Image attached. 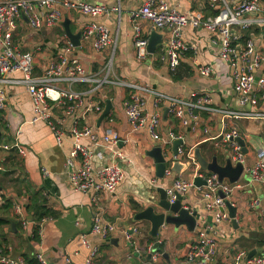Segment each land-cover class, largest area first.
<instances>
[{"label":"crops","instance_id":"obj_1","mask_svg":"<svg viewBox=\"0 0 264 264\" xmlns=\"http://www.w3.org/2000/svg\"><path fill=\"white\" fill-rule=\"evenodd\" d=\"M85 1L103 3L109 9L117 7L118 10H109L96 17L83 15L76 9L66 10L57 25L38 29L31 28L24 15L17 20L12 35L13 44L18 52L32 54L36 73H42L51 62L57 61L69 42L68 58H77L87 73L102 76L105 63L114 52L111 64L113 77L145 84L153 90L186 100H189L192 92L208 94L212 98L209 107L213 110L198 109L201 123L196 127L184 126L169 111V104L162 102L159 105L161 120L157 130L160 138L154 139L147 126L149 117L141 128L134 130L131 127L122 107L127 91L116 84H109L87 95L83 104L71 114L65 113L64 106L52 107V119L62 130L61 139L57 141L46 121H32L33 100L25 84H3L6 105L0 109V256L20 258L23 264H39L34 258L36 254H41L46 264H86L89 250L82 242L85 236L98 248L95 264H185L188 248L198 239L200 232L208 233L217 240L213 264H228L238 248L264 253V242H261L264 241V178L253 179L249 173L260 154L264 174V118L226 117L221 111L264 112V102L258 101L257 105L252 106L239 103L230 70L218 58V33L203 26H184L181 40L188 46H194L195 51L184 54L179 65L171 70L160 59L161 47L170 38V30L151 29L138 16H131L141 0ZM165 1L189 18L204 20L217 14L216 5L211 6L208 0ZM240 1L227 0L230 5ZM255 16L259 15H246L249 19ZM92 20L106 26L115 41L114 45L96 51L92 39L83 38L82 27ZM136 25L147 38V44L152 33L160 37L153 53L146 49L143 56H137L132 42ZM231 31L236 39L233 45L237 51L242 50L247 39H253L256 50L263 57L255 76L262 75L264 34L260 25L252 23L247 29L234 26ZM200 65L210 66L212 73L209 76L199 74ZM7 77L20 80L23 74L17 71ZM89 87L88 83L74 86L76 90H87ZM154 103L152 95L144 94L147 114L156 112ZM87 107L90 109L84 111ZM74 122L80 129L88 126L98 137L97 142L89 136L79 138L81 144L92 150V165L95 168L112 160L110 152L102 146L103 132L111 128L119 135L118 147L124 159L117 162L123 171V178L112 193H100L97 204L91 201L88 192L73 190L68 180L71 170L79 165V159L70 157L73 145L71 126ZM203 128H207L209 133L204 134ZM232 128L240 136L246 159L235 181L230 182L226 176L222 179L232 186L237 185L229 197L236 208L235 221L230 219L213 224L212 212L204 206L202 186L181 195L182 205L199 214L194 230H188L185 225L176 227L162 224L155 238L149 235L150 223L135 220L134 215L149 206H153L156 213H170L156 205L159 200L156 188L161 186L166 189L175 178L193 179L194 166L187 154L194 157L205 173L211 172L209 167L213 164L226 166L228 149L218 135ZM167 131H173L177 136L170 143L165 141ZM14 141L25 150L24 155L15 148L1 147L3 144L12 146ZM174 143L176 154L173 153ZM155 148L161 149L165 159L162 178L156 176ZM178 148H182L185 154H177ZM97 151L103 153L101 158L94 156ZM69 158L73 159L75 166L69 165ZM8 202L10 208L3 209L2 206ZM40 204L52 212L45 217L41 234L38 233L37 222L33 220L35 205ZM93 218L113 224V232L107 238L92 234ZM9 220L14 222L13 230ZM132 226L139 229L133 236L137 251L123 235V231ZM208 226L211 230L207 229Z\"/></svg>","mask_w":264,"mask_h":264},{"label":"built area","instance_id":"obj_2","mask_svg":"<svg viewBox=\"0 0 264 264\" xmlns=\"http://www.w3.org/2000/svg\"><path fill=\"white\" fill-rule=\"evenodd\" d=\"M208 1L211 6L216 5L217 14L204 20L185 16L171 7L165 0H141L140 6L131 13V16H138L139 19L147 22L151 29L168 28L170 30V38L161 47L160 59L164 60L171 70H174L179 65L184 54L195 51L194 46H188L181 40V29L184 26H203L210 31L217 32L219 35L218 58L224 61L230 70L233 88L239 95V103L252 106L257 105L258 101L264 102V73L260 76H255V71L262 65L263 57L256 50L252 38L245 41L241 51H237L233 45L236 39L231 31L234 26L247 29L254 23L260 25L264 34V2L261 0H241L230 5L227 0ZM72 9H76L81 14L89 17L99 16L109 10H118L117 7L109 9L103 3H89L85 0H0V40L2 44L0 51V109H3L6 105V94L3 84L8 82L25 84L33 100L34 114L32 121L39 119L46 121L50 125L57 141L61 139L62 130L58 128L56 122L52 119V107L64 106L65 113L67 115L71 114L73 110L83 104V99L87 98V95L109 84H116L127 91L122 107L131 127L134 130L141 128V126L145 125L147 117H149L147 126L154 139L160 138L157 130L161 120L159 105L162 102L166 101L169 104V111L184 126L195 125L194 127H196L201 123L198 109L213 110V108L209 107L212 104V98L208 94L199 95L196 92H192L189 95V100H186L180 96H172L153 90L145 84L113 77L111 64L114 52L111 53L105 63L102 76L87 73L77 58H68L67 52L71 48L69 42L58 55L57 61L51 62L42 73H36L32 54L18 52L13 44L12 35L16 29L17 20L21 15H24L31 28L52 27L60 22L66 10ZM247 14H257L259 16L249 19L246 17ZM81 34L84 39H92V46L96 51H101L109 45L115 44L106 26L93 20L83 25ZM132 39L137 56H143L146 51L147 38L143 36L137 25L133 28ZM17 71L22 72V79L7 77V75ZM198 71L203 76H209L212 73V68L208 65H200ZM80 83H88L90 87L87 90H76L74 86ZM144 94L153 96L156 112L152 114L145 112ZM94 107L99 109L98 106ZM89 109L87 107L84 111ZM221 111L224 112L226 117L264 118V112ZM202 131L204 134L209 133L207 128H203ZM71 134L73 136V145L70 157L79 159V165L69 173V183L75 191L88 192L91 201L97 204L100 193H112L123 178V171L117 162V160L124 159V154L118 147L119 135L111 128L103 132L101 136L102 146L110 152L112 160L95 168L92 165V150L81 144L79 138L81 136H89L94 142H97V135L88 126H84L81 129L78 128L75 122L71 126ZM165 135L167 143L177 137L173 131H167ZM218 136H220L228 149L231 163L233 165L239 163L244 166L246 159L242 146L238 141L240 137L238 132L232 128ZM215 137L213 136L212 138ZM1 147L4 149L15 148L19 154H25V150L17 141H14L12 146L3 144ZM177 154L183 155L185 152L182 148H178ZM102 155L101 151L94 153V156L98 158H101ZM187 155L194 166L193 179L175 178L171 185L165 189L167 201L172 204L176 201L178 195L186 194L192 189H199L203 186L202 197L204 198V206L208 211L212 212L213 224L230 220L226 202L229 201V197L237 185L232 186L219 181L216 173H205L199 168V164L194 157ZM258 156V161L249 170L251 177L256 180L264 178L260 154ZM71 158H69V165L75 166ZM194 178L201 179L203 184L195 185ZM45 221L46 218L43 217L36 224L40 234ZM207 229L211 230V227L208 226ZM113 230V224L101 221L99 218H93L92 234L107 238ZM138 232L137 226H132L128 230L123 231L124 239L133 246L135 251H137V247L133 236ZM82 242L89 250L85 263L95 264V257L98 252L97 246L92 245L85 236L82 237ZM217 247V240L213 236L200 232L198 239L188 248L185 255V264H213ZM147 249L150 250V246ZM247 254L246 250L238 248L228 264H264L263 252H257L250 258H247ZM34 258L39 264H46V260L41 254H36ZM0 264H23V260L11 258L9 255H1Z\"/></svg>","mask_w":264,"mask_h":264},{"label":"water","instance_id":"obj_3","mask_svg":"<svg viewBox=\"0 0 264 264\" xmlns=\"http://www.w3.org/2000/svg\"><path fill=\"white\" fill-rule=\"evenodd\" d=\"M264 2V0H261ZM66 27V26H65ZM66 30L68 31V28L66 27ZM160 40V37L156 35L155 33L151 34V37L149 38L148 44H147V51L149 53H153L155 50V43ZM239 143L242 145L241 139L238 138ZM173 153L176 154V143H174ZM243 150V148H242ZM154 154V160H155V168H156V176L159 178H162L165 174V159L164 156L161 154L160 148H155L153 151ZM203 164V163H202ZM231 161L227 160V165L224 167L215 166L214 164L211 165L209 168L211 172L216 173L218 176L219 181H222L223 177H228L230 182L235 181L239 175L241 174L243 167L241 164L237 163L234 167L231 165ZM203 166V165H202ZM206 166H204L205 168ZM194 184L195 185H201L203 184V181L199 178H194ZM157 192L159 193V200L156 202V205L162 208L163 210L170 212L169 214H165L164 212L156 213L154 211L153 206H149L142 211L136 213L134 215L135 220H146L150 223V229H149V235L152 237L157 236L158 228L162 224H173L174 226L178 227L180 225H185L186 228L190 231L194 230L197 220L199 218V214L196 211H190L188 208L184 207L181 203V195L177 196V199L174 203L170 204L167 201L166 197V191L165 188L159 186L156 188ZM227 210L229 217L231 218V221H235V213L236 208L229 202H226ZM211 220V218H210ZM209 220V221H210ZM11 223L12 230L14 229V222L12 220H9ZM260 251V250H259ZM257 251L251 250L247 254V258H250L251 256L255 255ZM150 258V256H148Z\"/></svg>","mask_w":264,"mask_h":264},{"label":"trees","instance_id":"obj_4","mask_svg":"<svg viewBox=\"0 0 264 264\" xmlns=\"http://www.w3.org/2000/svg\"><path fill=\"white\" fill-rule=\"evenodd\" d=\"M35 201V200H34ZM3 209H9L10 208V203H6L2 206ZM35 208H36V214L33 215L34 217V223L38 222L41 218L43 217H48L50 216L49 214L52 213L48 210V208H46L45 206H43L42 204L40 205H35ZM1 222V221H0ZM261 242H264V241H261ZM260 245H263V243H260ZM33 262V260H32ZM32 264V263H30Z\"/></svg>","mask_w":264,"mask_h":264}]
</instances>
